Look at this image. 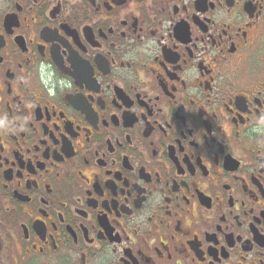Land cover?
Returning <instances> with one entry per match:
<instances>
[{"label":"flooded vegetation","instance_id":"1","mask_svg":"<svg viewBox=\"0 0 264 264\" xmlns=\"http://www.w3.org/2000/svg\"><path fill=\"white\" fill-rule=\"evenodd\" d=\"M0 264H264V0H0Z\"/></svg>","mask_w":264,"mask_h":264}]
</instances>
